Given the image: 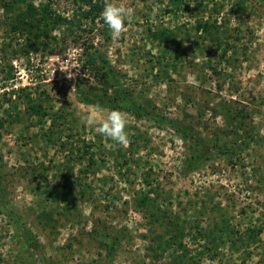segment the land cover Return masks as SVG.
I'll use <instances>...</instances> for the list:
<instances>
[{
    "label": "rangeland",
    "instance_id": "obj_1",
    "mask_svg": "<svg viewBox=\"0 0 264 264\" xmlns=\"http://www.w3.org/2000/svg\"><path fill=\"white\" fill-rule=\"evenodd\" d=\"M98 1L133 9L118 39L100 11L93 22L74 17L71 29L60 24L39 33L44 43L34 48L25 32L12 30L15 15L29 4H48L71 19L76 4L0 0V264H109L93 225L122 232L112 264H264V144L238 148L242 132L229 133L236 122L220 114L224 103L241 110L253 135L264 139V0ZM199 19L213 25L212 35L197 28ZM156 29H168L174 39H154ZM215 34L222 40L213 50ZM104 70L144 109L186 126L203 152L213 151L212 140L226 142L234 148L231 160L214 157L182 172L189 141L128 110L120 109L126 145L87 126L83 117L101 120L110 111L78 98L105 93L97 76ZM27 97L62 113L52 136L49 116L38 122L25 114ZM84 142L97 164L79 172L87 160L71 154L84 153ZM149 187L157 193L150 192L155 206L185 221L184 259L180 250L156 246L152 237L163 227L134 207ZM221 218L228 235L219 236ZM20 226L36 238V250L25 249Z\"/></svg>",
    "mask_w": 264,
    "mask_h": 264
},
{
    "label": "trees",
    "instance_id": "obj_2",
    "mask_svg": "<svg viewBox=\"0 0 264 264\" xmlns=\"http://www.w3.org/2000/svg\"><path fill=\"white\" fill-rule=\"evenodd\" d=\"M76 4V10L73 12V17L71 19H67L65 16H62L60 13H56L53 9H51L48 4H41L38 6H34L32 4L27 5L24 10L20 11L15 15L14 21L12 22V30H18L20 33H26L27 38L25 39L26 44L28 46H34V48H38L39 45L43 44L39 41L38 35L42 33L43 35L49 34L53 29L57 28L60 24H67L69 29H71L72 25H74L73 18H84L88 19L89 21L93 22L95 16H99L100 11L103 10L104 4L102 1L98 0H72ZM169 3L174 6L182 3V0H168ZM199 4V2H198ZM2 6L6 9H12L6 3H2ZM185 9H189V5L186 4L184 1ZM19 10V9H18ZM171 10V7L168 8ZM214 23V22H213ZM80 26V21H77V25L75 27ZM67 27V28H68ZM219 27V26H218ZM197 28L204 33L212 35L213 33L212 24H208L206 19H199L197 20ZM78 29V28H77ZM100 32L103 36L109 33H104L103 30L100 28ZM70 32H72L70 30ZM170 31L168 29H156L154 31H150V36L157 40L163 41H172L174 38L170 36ZM28 35H32L34 41H30ZM215 34L214 37H216ZM107 37V35L105 36ZM211 37L212 39H216L214 41V49L217 48L221 43V38L219 37ZM175 53L174 56H178V47L173 49ZM92 58L97 60L100 58V55L96 51V49L92 52ZM174 62L178 60L179 57H172ZM159 62V60H157ZM174 62L171 63V66H175ZM104 69H107L106 64ZM101 76L103 81H105L107 87L104 89L103 95H98L91 98L87 93H79V101L85 104H94L97 101L101 102L103 106L108 108L109 110L118 109V110H128L132 112L137 117H147L151 118L154 121H157L164 125H169L171 128L176 131L184 141H189L190 144V153L186 157L185 161L182 163V172H188L192 170H196L199 165L204 164L208 160L214 157H225L227 156L229 159L233 154V147H230L228 144L225 143H216V141L211 142V149L213 150L211 153L209 152L210 148L204 149L205 152L200 148L198 144V139H192L193 135L190 130L180 123L177 119L174 118H167L163 115H158L157 113H153L150 110L144 109L141 104L136 103L129 95L127 90L124 87H121L118 83V79L112 75L108 70L102 71L100 74L98 73L97 76ZM156 76V75H155ZM78 87V86H77ZM108 88H111L112 93H108ZM105 96H107L105 98ZM223 112H221V116L228 121V124L231 122H236V128H229V133L237 134L238 130L241 133L240 142L237 144V147L244 146L248 147L250 144H264V139L256 137L253 135L251 130L247 127L246 122L244 121V117L246 114L242 113V111H234L232 107L228 103H224ZM25 114L28 116L36 117V120L40 122L42 119L49 116L50 124L48 126L47 131L49 132V136L54 134L53 127L57 123V119L63 117L62 113L59 111H52L49 112L47 108H45L40 101V97L34 101L33 98L27 97L26 98V106H25ZM241 115V116H239ZM240 117V119H238ZM57 137L60 136V129L56 131ZM192 141V142H190ZM236 142V141H234ZM62 144V143H61ZM83 152L73 153V158H76L77 161L80 163L82 160H87L86 163L82 168L79 169V172H86L90 170L92 166H96L97 161L90 155V144L83 143ZM79 150L78 148H76ZM72 152V151H71ZM231 160V159H230ZM101 161H103L101 159ZM120 175H123L121 173ZM145 183L149 184V179H145ZM150 192H155L154 194L157 195L156 190L149 187L148 189L141 190L139 196L133 199L134 207L138 210L144 208V212H148V215L152 218V222H157L159 225L163 227V232L160 234H156L152 237L155 241V244L159 248H173L175 251L180 250V254L177 253L179 259H184V255L182 254L184 249V245L182 243V239L185 235L184 232V220H179L177 215L174 218L170 217V212H165L164 210L160 209L156 203V195H150ZM218 231H220V235H228L227 232L229 230L224 226V222H222L221 218V225L216 226ZM19 229L22 232L23 236V245L27 251L36 250L39 245L37 244L36 238L32 237L31 232L26 230L23 226H20ZM92 232H94L99 238V244L104 249L106 253V257L109 261V264H112V256L114 252L119 248L122 232L121 230L115 229L114 231H109L105 225L96 226L93 225ZM211 233V234H210ZM204 233L207 236L212 237V232ZM179 254V255H178Z\"/></svg>",
    "mask_w": 264,
    "mask_h": 264
},
{
    "label": "clouds",
    "instance_id": "obj_3",
    "mask_svg": "<svg viewBox=\"0 0 264 264\" xmlns=\"http://www.w3.org/2000/svg\"><path fill=\"white\" fill-rule=\"evenodd\" d=\"M132 14L133 9L130 7L107 2L102 10L101 17L111 34L118 39ZM83 119L87 126H95L98 133L110 137L118 144L126 145L128 143L125 131L127 116L124 112L113 109L101 120H97L95 115H88L83 117Z\"/></svg>",
    "mask_w": 264,
    "mask_h": 264
}]
</instances>
